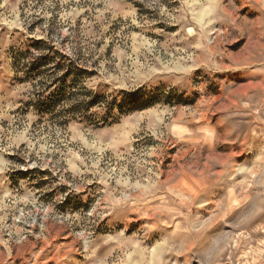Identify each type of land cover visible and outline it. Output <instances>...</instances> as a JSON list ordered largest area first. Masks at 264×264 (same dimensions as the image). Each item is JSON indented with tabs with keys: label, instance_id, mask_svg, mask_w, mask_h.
<instances>
[{
	"label": "rangeland",
	"instance_id": "1",
	"mask_svg": "<svg viewBox=\"0 0 264 264\" xmlns=\"http://www.w3.org/2000/svg\"><path fill=\"white\" fill-rule=\"evenodd\" d=\"M0 264H264V0H0Z\"/></svg>",
	"mask_w": 264,
	"mask_h": 264
}]
</instances>
